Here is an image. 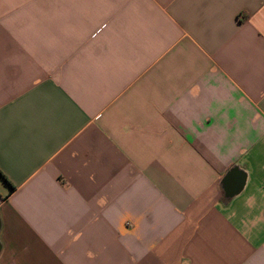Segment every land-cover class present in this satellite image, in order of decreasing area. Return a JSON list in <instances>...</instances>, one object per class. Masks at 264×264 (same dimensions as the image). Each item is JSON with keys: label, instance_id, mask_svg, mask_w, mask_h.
<instances>
[{"label": "crops", "instance_id": "obj_1", "mask_svg": "<svg viewBox=\"0 0 264 264\" xmlns=\"http://www.w3.org/2000/svg\"><path fill=\"white\" fill-rule=\"evenodd\" d=\"M0 264H264V0H0Z\"/></svg>", "mask_w": 264, "mask_h": 264}, {"label": "trees", "instance_id": "obj_2", "mask_svg": "<svg viewBox=\"0 0 264 264\" xmlns=\"http://www.w3.org/2000/svg\"><path fill=\"white\" fill-rule=\"evenodd\" d=\"M0 176H4L3 173L0 171Z\"/></svg>", "mask_w": 264, "mask_h": 264}]
</instances>
